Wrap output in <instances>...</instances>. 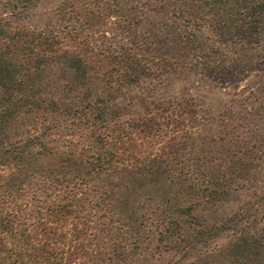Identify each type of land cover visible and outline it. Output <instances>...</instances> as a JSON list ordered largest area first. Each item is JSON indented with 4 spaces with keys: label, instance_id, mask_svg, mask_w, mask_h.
<instances>
[{
    "label": "trees",
    "instance_id": "trees-1",
    "mask_svg": "<svg viewBox=\"0 0 264 264\" xmlns=\"http://www.w3.org/2000/svg\"><path fill=\"white\" fill-rule=\"evenodd\" d=\"M0 264H264V0H0Z\"/></svg>",
    "mask_w": 264,
    "mask_h": 264
},
{
    "label": "rangeland",
    "instance_id": "rangeland-1",
    "mask_svg": "<svg viewBox=\"0 0 264 264\" xmlns=\"http://www.w3.org/2000/svg\"><path fill=\"white\" fill-rule=\"evenodd\" d=\"M44 14H46V13H44ZM50 16V15H49ZM44 17V19H48V17L47 16H43Z\"/></svg>",
    "mask_w": 264,
    "mask_h": 264
}]
</instances>
